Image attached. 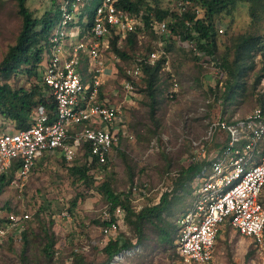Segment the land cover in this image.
Here are the masks:
<instances>
[{
	"label": "rangeland",
	"instance_id": "obj_1",
	"mask_svg": "<svg viewBox=\"0 0 264 264\" xmlns=\"http://www.w3.org/2000/svg\"><path fill=\"white\" fill-rule=\"evenodd\" d=\"M99 1L84 0L82 25L85 31L89 14L95 11ZM60 3L61 0H28V8L36 18H41L51 10H58ZM173 5L172 0H161L164 9L171 10ZM76 21L78 25L82 23L79 19ZM218 22L227 29L218 39V57L234 38L264 34V13L261 20L254 23L247 4H238L233 17L224 15ZM21 26L16 0H0V63L9 47L15 44ZM140 29L134 48L126 41L119 45L127 54L126 58L119 57L113 50L104 55L108 77L101 94L105 102L123 104L120 124L133 138L122 137L111 161L104 167L92 166L90 174L94 176L96 186L110 181L113 191L118 194H127L136 185L141 188L147 185L149 196L141 203L143 208L159 204L165 193L170 195V210L165 218L176 228L174 247L162 244L158 240V230L149 224L144 227V241L139 243L125 213L124 223L111 238L127 239L140 248L136 255L119 264H184L175 247L179 236L177 221L191 208L196 185L192 181L180 189L177 181L192 164L202 161L209 164L221 153L223 138H217L211 144L202 143L201 147L193 145L204 138L210 123L219 119H244L262 107L259 100L264 99V81L258 92L254 83L263 73L264 63L260 55L255 56L254 66L247 69L243 78V87L232 90L233 98L226 101L231 88L227 86L226 72L219 73L223 69L217 59L211 60L214 65L211 62L204 67L183 47L178 36L169 32L159 37L151 27ZM160 49L166 52L168 64L165 63L160 72L156 118L152 120L150 99L145 93V75L136 84V89L127 93L125 74L137 60ZM93 63L87 53L82 54L80 70L86 79L91 76L89 71ZM173 77L179 83V91L171 98ZM10 83L17 88L29 89L37 81L20 75L13 77ZM15 127L14 123L0 117V135L14 131ZM198 154L201 157L196 162L194 158ZM87 162L92 165L83 152L73 163H67L60 155H47L38 162L23 186L10 185L2 191L0 221L10 213L29 214L31 219L24 230L15 231L6 244L0 245V264H73L74 255L83 256L87 263L93 264H102L106 260L104 247L98 244L103 240L102 226L95 222L101 221V213L108 204L96 189L78 183L69 172L73 166ZM80 195L83 199L73 208L72 202ZM47 235L52 236L54 242L52 257L45 253L49 242ZM211 264H264V250L255 248L250 240L227 226L220 234Z\"/></svg>",
	"mask_w": 264,
	"mask_h": 264
},
{
	"label": "built area",
	"instance_id": "obj_2",
	"mask_svg": "<svg viewBox=\"0 0 264 264\" xmlns=\"http://www.w3.org/2000/svg\"><path fill=\"white\" fill-rule=\"evenodd\" d=\"M83 3L84 0H61L60 19L45 53L42 83L56 103L54 121L50 122L45 108L39 107L31 128L15 135H0V179L18 166L11 186H23L38 162L47 155H60L67 163H73L88 146L91 161L104 166L111 161L122 137L133 138L120 124L123 104L105 102L101 94L107 75L104 55L112 50L115 37H119L120 45L131 34L144 28L142 17L119 8L120 0H101L93 12L91 26L80 38L74 27L78 26L76 20L81 16ZM171 11L178 16L191 14L195 21L204 17L201 7L190 0L174 1ZM193 25L190 20L185 22L195 38L198 34L192 30ZM150 27L156 35L164 37L170 32V21H153ZM217 30L220 36L227 31L219 24ZM76 38L77 42H72ZM182 45L202 66L212 62L213 58L200 50L194 40L182 41ZM83 53L94 62L88 80L80 70ZM166 58V52L160 49L137 60L125 74L127 93L136 89L144 74V64L155 66L162 59L168 64ZM219 73L225 74V71L219 70ZM172 83L171 98L179 91V83L174 77ZM224 134L228 137L227 144L193 180L196 187L192 206L177 221V249L184 264L213 263L218 239L227 226L250 240L255 248L264 250V110L257 108L246 118L232 122L214 121L204 138L193 145L211 144ZM200 157L194 160L197 162ZM128 194L133 209L140 212L149 196L148 186L136 185ZM125 213L121 206L107 205L104 208L100 219L108 224L101 228L103 240L98 242L100 246L105 247L117 233L124 223ZM30 219L29 214L15 213L2 219L0 245L6 244L15 231L24 230ZM139 248L124 249L111 263L119 264L133 257Z\"/></svg>",
	"mask_w": 264,
	"mask_h": 264
},
{
	"label": "trees",
	"instance_id": "obj_3",
	"mask_svg": "<svg viewBox=\"0 0 264 264\" xmlns=\"http://www.w3.org/2000/svg\"><path fill=\"white\" fill-rule=\"evenodd\" d=\"M178 1V0H172ZM195 2L204 11L202 19L194 20V16L187 14L178 16L171 10L161 7V0H120L119 8L128 11L134 15L141 16L144 28H150L153 21H170V33L180 37L182 41L194 40L199 49L206 52L213 59H217L219 66L226 72L228 76L227 86L230 95L226 96V101H230L235 88L243 87V78L247 74V69L254 66V58L260 55L264 63V34L261 36L241 35L232 40V44L226 45L225 51L219 54L220 35L218 34L217 25L221 16L233 17L238 4H247L249 6L250 16L255 23L261 20L264 13V0H190ZM18 14L22 19L21 30L17 36L14 45L10 46L0 63V117L4 120L11 121L15 124V130L8 134L15 135L22 131L28 130L35 122V112L39 107H44L50 122L55 119L56 103L50 94L48 88L42 83L43 64L45 61V53L48 48L51 35L60 19V10L49 11L41 18H36L33 12L28 8V0H16ZM93 13L89 14V23L86 28L92 24ZM190 20L194 22L192 30L198 36L193 38L190 30L185 26V22ZM143 28V29H144ZM141 30V29H140ZM137 35L131 34L126 40V44L132 48L137 43ZM119 37L112 40V50L121 58H126L127 54L119 48ZM218 57V58H217ZM195 58V57H194ZM196 59V58H195ZM165 60H160L155 66L147 64L143 65L145 75V83L148 98L150 99V117L152 120L156 118L157 92L160 78V72L163 68ZM197 61V59H196ZM264 65V64H263ZM249 67V68H247ZM262 74L259 75L254 83V89L264 81V66ZM26 75L29 79L35 78L37 83L32 84L29 89L25 87L17 88L11 85L10 81L13 77ZM259 105L264 110V99L260 98ZM230 120L229 122H232ZM223 141L221 150L227 144L228 137L226 134L222 136ZM84 155L89 160L84 165H75L69 169L71 175L76 178L75 181L83 183L88 189H96L105 199L108 205L113 208L121 206L127 215V220L134 228L138 242L144 241L146 224L153 226L159 232L158 240L164 245L174 247V234H176L175 225L170 223L165 214L170 210V195L165 193L159 204L143 208L140 212L133 209L131 196L125 193H115L112 189L110 181H104L96 186L94 176L90 174L92 166H96L95 161H91L88 146L84 147ZM205 161L192 164L184 170L180 175L177 186L182 189L192 182L198 175L202 173L205 167L209 166ZM98 166V165H97ZM105 166V165H104ZM101 166V167H104ZM18 167V166H17ZM14 167L3 175L0 179V194L11 185L17 171ZM83 196H77L72 202V207L76 208ZM95 223L105 226L107 222L96 221ZM178 230V229H177ZM49 239L45 248V253L53 256L54 242L51 241L52 236L47 235ZM178 240V238H177ZM133 242L123 238H110L104 247L103 253L106 260L102 264H110L115 255L119 254L126 248H131ZM177 248V246H175ZM249 255V254H248ZM73 264H93L87 263L85 258L80 255H74Z\"/></svg>",
	"mask_w": 264,
	"mask_h": 264
},
{
	"label": "crops",
	"instance_id": "obj_4",
	"mask_svg": "<svg viewBox=\"0 0 264 264\" xmlns=\"http://www.w3.org/2000/svg\"><path fill=\"white\" fill-rule=\"evenodd\" d=\"M101 1V0H100ZM100 1H99V3H100ZM84 18H85V15H84V10H82V13H81V16H80V18H79V20H81L82 21V23L80 24V25H78V26H76V29L74 30V31H76L77 29V32H75V34H77V35H79L80 36V38L81 37H83V36H85V34H86V31L84 30L85 28L83 27V21H84ZM82 25V26H81ZM79 36H78V38H79ZM78 38H76V39H72V42H77V40H78ZM66 44H69V42H67ZM84 75V74H83ZM107 77H108V74L106 75V78H105V80L107 81ZM85 80H86V76H85ZM88 80V79H87ZM109 103V102H108Z\"/></svg>",
	"mask_w": 264,
	"mask_h": 264
}]
</instances>
